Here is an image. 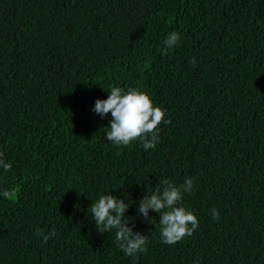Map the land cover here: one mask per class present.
<instances>
[{"label":"trees","instance_id":"16d2710c","mask_svg":"<svg viewBox=\"0 0 264 264\" xmlns=\"http://www.w3.org/2000/svg\"><path fill=\"white\" fill-rule=\"evenodd\" d=\"M114 86L167 110L154 149L105 138ZM0 152V264H264V0H0ZM185 177L199 227L168 245L139 201ZM106 192L148 237L135 259L91 220Z\"/></svg>","mask_w":264,"mask_h":264},{"label":"clouds","instance_id":"9594fccd","mask_svg":"<svg viewBox=\"0 0 264 264\" xmlns=\"http://www.w3.org/2000/svg\"><path fill=\"white\" fill-rule=\"evenodd\" d=\"M182 35L172 31L164 39L165 51L173 50L179 45ZM189 63L195 64L193 57ZM106 99H97L93 111L102 118L111 114L109 126L105 128V138L117 146H128L134 140H139L145 151L154 149L160 142L158 125L165 120L166 109L155 104L150 94L139 88L120 86L111 87ZM12 164L0 152V169L9 171ZM195 177H185L182 183L172 179H164L154 191L146 192L139 201V213L150 220V210L159 214V235L161 241L172 245L185 236H190L199 227L197 215L183 203L184 195L191 193ZM0 195L7 197L4 190ZM130 204L125 199L110 192L101 194L93 201L88 210L91 220L95 222L101 233L115 230L118 247L125 256L136 258L141 252H146L148 237L141 231L134 230L131 219L126 216ZM213 219H219L218 209L211 210ZM154 217V216H153ZM151 222V221H150ZM56 234L55 228L45 232L38 229L36 235L47 243Z\"/></svg>","mask_w":264,"mask_h":264}]
</instances>
